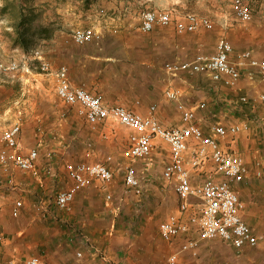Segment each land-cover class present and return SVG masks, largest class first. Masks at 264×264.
I'll use <instances>...</instances> for the list:
<instances>
[{
  "label": "crops",
  "instance_id": "1",
  "mask_svg": "<svg viewBox=\"0 0 264 264\" xmlns=\"http://www.w3.org/2000/svg\"><path fill=\"white\" fill-rule=\"evenodd\" d=\"M5 1L0 0L1 5ZM16 1L30 7L35 18L31 27L40 35L36 39L42 43V56L51 68L65 65L71 84L99 94L103 103L122 104L141 114H147L154 106V115L161 124L177 126L179 111L164 95L165 88L173 87L180 90V98L187 105L206 102L205 107L195 110L196 122L205 133L211 122L246 121L248 129L240 132L235 141L227 137L218 142L239 153L245 163L247 172L243 179L229 183L243 204L239 214L258 241L253 247L236 251L219 238H198L195 230L164 240L158 225L178 211L174 184L162 177L168 158L159 166L150 157L143 163L144 171L139 169V162L130 163L144 173L140 175L144 177L143 192L134 193L125 186L121 174L129 165L125 154L130 130H109L105 124L92 131L74 107L58 98L54 88L60 105L46 104L41 93L36 94L31 105L14 110L15 118L7 125L2 119L11 108L0 105V146L2 131L19 119L21 151L32 147L38 150L35 172L14 166L3 169L0 165V264H7L10 259L22 264L27 256H39L49 264H167V257L173 252L177 253L178 264H264V103L258 99L264 84L254 76L257 71L250 66L242 68L235 87L215 82L205 73L168 74L165 63L191 60L208 49L212 52L214 44L209 45L200 32L177 33L172 24L141 31L139 12L149 0H140L145 4L137 12L133 10L135 15L129 4L120 10V0H95L86 7L82 0ZM253 1L261 6L264 0ZM100 8L106 11L105 15L99 13ZM77 13L86 18L80 26H93L98 38L84 44L75 43L70 36L66 38L64 34L74 29L71 18ZM261 31L245 32L256 36L251 52L258 59L264 58ZM45 41L50 44L49 49L45 48ZM43 74L50 75L54 82L51 74ZM256 81L259 91L252 88ZM242 95L247 96L245 102L239 101ZM103 132L107 139H102ZM107 156L111 157L108 162ZM190 158L186 154L188 164ZM81 160L105 161L113 177L107 183L95 179L94 185L76 193L67 209H61L55 196L72 183L65 164ZM210 165L212 162L207 161L203 166L191 167V180H202ZM144 198L149 203L148 210L142 209ZM189 200L196 204L198 201L195 197ZM16 201L21 204L13 215ZM188 238L197 239L198 244L182 250L181 244Z\"/></svg>",
  "mask_w": 264,
  "mask_h": 264
},
{
  "label": "built area",
  "instance_id": "2",
  "mask_svg": "<svg viewBox=\"0 0 264 264\" xmlns=\"http://www.w3.org/2000/svg\"><path fill=\"white\" fill-rule=\"evenodd\" d=\"M231 6L240 21L251 20L252 12L248 3L243 0H233ZM99 13L105 15L106 11L100 8ZM139 17V28L145 32L158 25L170 24L177 33L208 30L213 27L209 17L189 11L175 15L172 9L144 8L139 12ZM98 36L93 26L75 28L70 32L71 39L77 44L90 42ZM32 60L37 63L40 72L53 76L58 98L64 104L74 107L92 131H97L100 125H105L108 121L121 124L130 130L127 155L131 160L147 158L157 141L168 147V160L162 168V177L174 184L178 211L169 214L158 225L159 233L164 240L170 241L173 237L195 230L198 238H219L236 251H240L244 246L256 245L258 237L241 218L239 212L243 207L242 201L229 183L242 180L247 168L239 153L230 147L221 146L218 142L219 138L227 137L230 141H235L240 132L248 129L246 121L211 122L207 127L208 132L205 133L201 125L196 122L195 110L205 107L206 102L201 100L193 105H187L180 98V90L168 87L165 88L164 95L175 103L179 111L180 123L177 126H165L154 115V106L149 108L147 114H141L122 104H105L99 94H92L82 86L72 85L65 65L51 68L41 51L37 49L33 52ZM246 66L254 68L259 74L260 82L264 84V58H256L249 49L234 52L229 39L219 36L214 42L213 52L197 53L193 59L187 61L167 62L164 64V69L171 75L181 71L205 73L215 82L235 87L241 77V69ZM14 67L16 64L12 62L4 66V69ZM28 69L26 66V70ZM258 99L264 103V89L259 93ZM246 100L245 95L239 98L242 102ZM20 127V121L17 119L2 131L0 165L3 169L14 166L23 171L35 172L38 150L32 147L26 152L21 151L18 142ZM101 135L105 136V133ZM186 154L191 157L190 164L185 161ZM110 159L111 157L107 156L106 162ZM207 161H211L212 165L206 171L204 178L200 181H192L190 168L203 166ZM106 162L81 160L66 163L65 169L72 183L56 194V205L61 209H67L76 193L94 185L95 179L105 183L110 182L113 172ZM217 174L222 175V178L216 179ZM123 181L125 186L134 190V193L142 194V182L132 164L125 167ZM190 197L197 198V204L190 201ZM20 204V201L14 203L13 215L17 214ZM1 240L0 234V242ZM197 244V239L188 238L181 244V249L195 248ZM166 263L178 264L177 253L169 254ZM7 264H17V262L10 259ZM22 264L49 263L39 256H27Z\"/></svg>",
  "mask_w": 264,
  "mask_h": 264
},
{
  "label": "rangeland",
  "instance_id": "3",
  "mask_svg": "<svg viewBox=\"0 0 264 264\" xmlns=\"http://www.w3.org/2000/svg\"><path fill=\"white\" fill-rule=\"evenodd\" d=\"M120 1L122 2L118 8L121 10V8L123 9L125 6L124 4H129L132 15H135V13L138 11V8L145 4L140 0H128L129 3L127 0ZM155 1L156 2L154 5L151 3L152 0H149L148 3H146L148 4L146 8L172 9L175 15H180L185 11H189L198 15H206L209 17L213 22V27L208 30H195V33H203L205 38H207L209 45L211 46L214 44L217 37L224 36L229 39L231 44H233L235 48H233L234 52L244 49H249L252 51V49L254 50L252 44H256V36L254 34L252 37H250V35H246L245 32H248L249 30L252 32L254 30L262 29L263 31L260 33H263L264 37V1L263 5L259 6V3L253 0H243L249 4L252 12L251 20L247 22H242L235 16L231 6L233 0H181L180 3H167L166 1L161 0ZM161 2H164V4H161ZM179 4H181V6ZM19 6L22 7L26 12L25 14H28L30 17V20L27 21V30L22 42L15 40L13 27L10 28L12 23L20 18ZM84 6L86 7L87 5ZM133 10H136V12H133ZM77 14L75 17L71 18L73 23L71 27L74 29L81 28L80 25H82L86 19L84 15H80L79 13ZM31 16L32 13L30 7H27L25 2L22 3L16 0H8L7 10H5V12L0 11V64H2L0 65V105L11 108V111L3 115L2 121L6 125L15 118L14 110L18 108L23 109L28 105H31L36 99V94L41 93L43 100L47 102L46 104H61L57 101V99H55L54 96L55 85L53 79L50 75L40 72L37 63L32 60L33 52L36 49L42 51L43 48L41 45L42 43L36 39V35H40L37 34L31 27L32 22L35 21V18ZM256 24L259 27H256ZM64 35L66 38H69L70 31H67ZM43 44H45V48H50V44L47 41L43 42ZM262 44L264 45V39ZM199 53H211V49L201 51ZM12 62L16 64V67L4 69V66L9 65ZM26 66H28V70H26ZM254 76L259 78L257 72H254ZM252 88L256 91H259L261 87L256 81V84H254ZM107 126L109 130L116 129L117 131H121L123 129H127V127L113 121H108L105 129ZM102 137V139H107L108 135L106 137ZM153 147L154 148L151 152V155L148 156L149 158H141L140 160L136 159V161L127 158L125 160L126 163L134 164V162H139V169H143L144 171L145 169L143 167V163H146L151 157V159L157 160L159 166H162L168 158V147H166L165 144L160 143V141H157ZM125 155L126 157L128 156L127 154ZM133 166L136 168V165ZM143 171H137L139 177L140 175H144ZM124 172L125 167L123 168L121 174L124 175ZM143 178L144 177L142 176L140 177L141 181ZM149 208V203L145 199L142 209L148 210Z\"/></svg>",
  "mask_w": 264,
  "mask_h": 264
},
{
  "label": "trees",
  "instance_id": "4",
  "mask_svg": "<svg viewBox=\"0 0 264 264\" xmlns=\"http://www.w3.org/2000/svg\"><path fill=\"white\" fill-rule=\"evenodd\" d=\"M83 1V4L84 5H88L91 1H94V0H82ZM8 8V0L5 1L1 6H0V11L1 12H5V10H7ZM19 15H20V18L18 20H15L13 23H12V27H13V30H14V33H15V40H19V41H23L24 40V35H25V32L27 30V21L30 20V17L28 14H23L22 12V7L19 6ZM32 17V16H31Z\"/></svg>",
  "mask_w": 264,
  "mask_h": 264
}]
</instances>
